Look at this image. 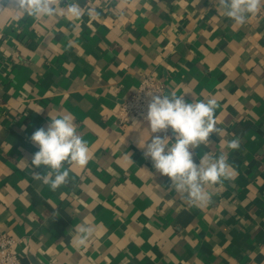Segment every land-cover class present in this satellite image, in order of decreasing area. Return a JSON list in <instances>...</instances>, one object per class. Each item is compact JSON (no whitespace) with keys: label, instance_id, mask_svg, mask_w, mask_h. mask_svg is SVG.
<instances>
[{"label":"crops","instance_id":"obj_1","mask_svg":"<svg viewBox=\"0 0 264 264\" xmlns=\"http://www.w3.org/2000/svg\"><path fill=\"white\" fill-rule=\"evenodd\" d=\"M80 2L99 15L0 10V235L38 264H264V5L241 26L212 0ZM150 74L188 103L218 102L225 132L193 159L223 153L231 178L205 186V206L144 158L148 123L120 116ZM67 114L91 158L52 191L32 179L30 137ZM81 224L95 227L86 246L74 242Z\"/></svg>","mask_w":264,"mask_h":264},{"label":"clouds","instance_id":"obj_2","mask_svg":"<svg viewBox=\"0 0 264 264\" xmlns=\"http://www.w3.org/2000/svg\"><path fill=\"white\" fill-rule=\"evenodd\" d=\"M218 12L231 19L237 25H244L250 16L257 14L264 0H212ZM10 9L33 19L53 17L58 10L74 19L83 15L98 16L95 6L81 4L80 0H0V10ZM15 19V17H14ZM158 93V94H157ZM186 94V93H185ZM150 98L145 119L151 134L139 147L144 149L145 159H150L155 170L171 181L172 189L192 206H205L211 202V193L205 191L206 185L221 183L230 179V165L226 156L218 157L204 152L199 163H195L194 150L211 142L215 134L223 135L225 130L217 127L215 111L218 102L215 99L188 103L185 95L175 92L163 94L148 91ZM171 130L174 141L168 135L159 133ZM30 141L38 146L32 165V179L41 181L56 191L69 181L73 165L84 167L91 154L87 142L77 134L74 119L70 114L50 119L47 129L39 128L33 132ZM227 148L238 150L239 138L227 143ZM46 167L44 173L35 169ZM67 166V167H66ZM95 227L90 224L77 225L74 242L86 246L94 240Z\"/></svg>","mask_w":264,"mask_h":264},{"label":"built area","instance_id":"obj_3","mask_svg":"<svg viewBox=\"0 0 264 264\" xmlns=\"http://www.w3.org/2000/svg\"><path fill=\"white\" fill-rule=\"evenodd\" d=\"M151 90L167 94L164 82L159 77L153 74L147 75L143 78L139 88L122 103L120 116L123 118L132 114L147 122L145 116L150 100L147 92ZM15 243L14 237L7 234L0 235V264H24L14 250Z\"/></svg>","mask_w":264,"mask_h":264},{"label":"water","instance_id":"obj_4","mask_svg":"<svg viewBox=\"0 0 264 264\" xmlns=\"http://www.w3.org/2000/svg\"><path fill=\"white\" fill-rule=\"evenodd\" d=\"M22 262L24 264H38L35 260H33L31 257L21 258Z\"/></svg>","mask_w":264,"mask_h":264}]
</instances>
